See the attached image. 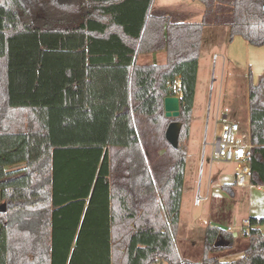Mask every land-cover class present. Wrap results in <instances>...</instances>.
<instances>
[{
    "label": "trees",
    "instance_id": "16d2710c",
    "mask_svg": "<svg viewBox=\"0 0 264 264\" xmlns=\"http://www.w3.org/2000/svg\"><path fill=\"white\" fill-rule=\"evenodd\" d=\"M153 1L0 0V264H264L256 217L232 261L215 255L235 245L218 226L200 261L176 243L206 29L263 46L264 0H195L200 22ZM159 51L165 63L137 62ZM249 105L250 181L264 186V72L249 74Z\"/></svg>",
    "mask_w": 264,
    "mask_h": 264
},
{
    "label": "crops",
    "instance_id": "0c3cea01",
    "mask_svg": "<svg viewBox=\"0 0 264 264\" xmlns=\"http://www.w3.org/2000/svg\"><path fill=\"white\" fill-rule=\"evenodd\" d=\"M152 8L165 9L171 12H180L183 14L186 21L200 22L203 18L205 6L202 2L195 0H154ZM206 31L208 41H205V46L199 59L193 117L188 139V155L190 151V141L192 134L194 132L197 139L198 137H201L203 115L207 112V107L204 105V99L202 100L201 107L199 106L200 108L198 107L197 109H195L197 101L196 98L198 97L197 95L199 87V77L201 73L204 72L206 74L205 77L207 78V73L209 72V67H204V69H202V65L204 64L205 66H210V63L212 61H217L220 63L218 69V73L220 76V85L215 97V102L213 104L210 103L211 106L210 104L208 106L209 110L206 114L207 121L212 115L214 128L216 129L219 124L221 125L220 121L222 116L226 115L230 119L239 122L241 125V130L244 133L248 134L250 126L249 74H252L253 81L257 83L259 76L264 72V45H251L241 36H236L232 41L228 42L227 27L220 28L211 26L207 27ZM159 52L164 53L162 51ZM165 59L167 60L166 52ZM238 66H242L244 77L247 79L246 84H248L246 85L244 99H241V97L236 96V94L234 93V96H232L230 100L227 99L226 96V84L231 77L232 71ZM211 95L213 97V94ZM195 151L197 152L194 154V156H198V147H196ZM202 163L203 165L197 173V179L199 178V183L197 186L198 195H200L202 199L207 203L208 208L204 213L205 216L202 215L198 216L197 218L192 216L193 213H191L190 209H187V222L183 221V200L186 194L185 181L188 178L187 172L189 168V165L186 162L184 191L182 194L181 202L180 224L176 236V243L179 254L181 258H188L190 252L189 246H193L195 244L193 240H190V233L192 232L193 227L195 228L196 226L199 227L201 225L199 238L203 243L205 228L208 225H214L233 232L235 237V245L232 249L218 252L215 255L223 261H232L238 259L244 254L245 250L247 249L249 244V237L245 242V245H239L236 242V238L239 237V233L237 230H243V228L246 227L244 224L245 219H249L251 217L264 219V204H252V200L254 197V186H240L236 183L237 174L240 172L242 163L212 161L211 159H209V162L207 163L208 166H206L204 159L202 160ZM220 163H232V167H229L228 164L222 166V164ZM203 168L205 170H203ZM189 177L190 179H192V171L190 172ZM249 180L250 179L248 178V181ZM224 186L228 187L225 188ZM256 187V195L258 196V199L263 202L264 186ZM2 203L3 201L0 198V204ZM185 225L189 229V233H184V230L182 231L183 226ZM179 236L182 238L181 244L179 243Z\"/></svg>",
    "mask_w": 264,
    "mask_h": 264
},
{
    "label": "rangeland",
    "instance_id": "374dc122",
    "mask_svg": "<svg viewBox=\"0 0 264 264\" xmlns=\"http://www.w3.org/2000/svg\"><path fill=\"white\" fill-rule=\"evenodd\" d=\"M220 28H225L223 26H220ZM211 40V38H210ZM161 52H154V53H147V54H141L138 57V62L139 63H161L165 62V51ZM212 58V57H211ZM217 61H212L209 65H202V69L204 67H209V72L207 73V78L205 77L206 74L204 72L201 73L199 77V87H198V97L196 98V106L195 109H197L199 106L201 107L202 100L204 99V105L207 107V112L203 115V125L201 128V137L196 138L195 133L193 132L191 141H190V151L188 155V178L185 181L186 189H185V196L183 200V221L187 222V215L186 211L187 209L191 210V213H193V217L197 218L198 216L204 215V213L207 211V203L201 199L199 203H195V200L198 196V183H199V178L197 179V173L198 170L202 167L203 163L202 160H205L206 166H208L209 159H211L212 152H213V142L215 139V136L219 135L221 132V125L219 124L216 129L214 128V123H213V116L211 115L210 119L207 121L206 114L208 113V106L210 103L215 102V97L217 94V91L219 89L220 85V76L218 73L219 69V62ZM242 66L236 67L231 74V77L229 81L226 84V96L227 99H230L232 96H234V93L236 96L241 97V99H244L245 91H246V82L247 79L244 77ZM216 78V79H215ZM231 81V82H230ZM214 90V91H213ZM212 92V93H211ZM201 94V95H200ZM213 94V97L212 95ZM202 96V98H201ZM201 99V100H200ZM231 100V99H230ZM200 101V103H199ZM211 106V104H210ZM199 107V108H200ZM232 118V117H231ZM247 129V128H246ZM216 130V132H215ZM196 147H198V156H194V154L197 152L195 151ZM223 165H227L229 167H232V163H220ZM203 170H205L203 168ZM192 171L193 177L190 179L189 174ZM204 178V177H203ZM256 190L257 187L254 185L253 188V200L252 204L253 205H262L264 204V201L261 202L260 199H258V196L256 195ZM202 194V193H201ZM1 198V196H0ZM188 213V212H187ZM205 216V215H204ZM198 225V224H196ZM201 225L198 227L196 226L195 228L193 227L192 232L190 233L191 239L195 242V244L192 246H189V256L188 258L190 260L194 261H200L203 258V244L201 239L199 238V233ZM246 228V227H245ZM245 228L243 230L239 229L237 230L239 233V237L236 238V242L239 245H245V242L247 241L249 237V232L245 233ZM184 230V233H189V229L187 226H183L182 231ZM179 243H182V238L179 236ZM198 242V243H197Z\"/></svg>",
    "mask_w": 264,
    "mask_h": 264
},
{
    "label": "built area",
    "instance_id": "2783aa9c",
    "mask_svg": "<svg viewBox=\"0 0 264 264\" xmlns=\"http://www.w3.org/2000/svg\"><path fill=\"white\" fill-rule=\"evenodd\" d=\"M217 57V56H216ZM221 132L215 136L213 142L212 161L237 162L242 163L240 172L237 174L236 183L240 186L254 185L248 181L251 176V168L249 164L250 150L252 144L248 133L241 130L239 122L223 115L221 118ZM200 195L196 198V203L201 201ZM245 233L249 232L250 220L245 219Z\"/></svg>",
    "mask_w": 264,
    "mask_h": 264
},
{
    "label": "water",
    "instance_id": "95a60500",
    "mask_svg": "<svg viewBox=\"0 0 264 264\" xmlns=\"http://www.w3.org/2000/svg\"><path fill=\"white\" fill-rule=\"evenodd\" d=\"M165 115L169 118H176L180 115V96H167L164 100ZM182 130V123L177 120H173L167 127L166 137L170 144L178 148L179 138ZM7 204L3 202L0 204V211L6 210Z\"/></svg>",
    "mask_w": 264,
    "mask_h": 264
}]
</instances>
